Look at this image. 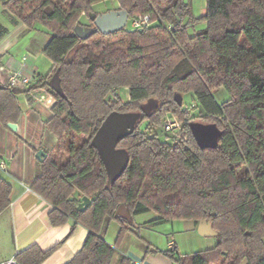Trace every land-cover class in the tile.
<instances>
[{
	"label": "trees",
	"instance_id": "1",
	"mask_svg": "<svg viewBox=\"0 0 264 264\" xmlns=\"http://www.w3.org/2000/svg\"><path fill=\"white\" fill-rule=\"evenodd\" d=\"M104 1L0 0L13 27L41 24L51 32L43 54L53 69L34 89H46L56 100L45 127L57 142L31 189L53 206V227L73 222L69 236L77 224L89 231L66 264H137L122 254L113 261L127 233L139 236L134 217L147 213L157 215L149 226L205 220L217 232L211 250L190 256L175 246L163 251L174 264H264V0H207L199 18L191 0H117L130 19L150 15L149 26L80 39L75 27H94L89 13ZM8 33L0 24V41ZM57 70L67 99L49 87ZM122 88L129 90L127 103L119 98ZM222 89L229 98L219 102L215 92ZM176 93L183 95L182 106ZM17 97L9 85L0 89L3 127L21 117ZM149 99L159 106L118 144L130 160L108 185L92 138L109 114L138 112ZM169 116L181 122L180 136L165 131ZM199 124L215 131L198 138ZM10 194L0 177V214L9 208ZM82 196L92 199L84 212L77 209ZM122 205L130 220L115 216ZM113 221L121 229L111 245L105 235ZM58 247L44 252L33 245L15 260L42 264Z\"/></svg>",
	"mask_w": 264,
	"mask_h": 264
},
{
	"label": "crops",
	"instance_id": "2",
	"mask_svg": "<svg viewBox=\"0 0 264 264\" xmlns=\"http://www.w3.org/2000/svg\"><path fill=\"white\" fill-rule=\"evenodd\" d=\"M196 12L199 13L198 10ZM0 24L9 32L0 41V83L7 86L14 73L31 79L25 88L20 89L21 93L17 97L22 112L15 124L17 129L0 124V160L5 164V170H0V177L11 186L10 206L0 214V263L15 258L33 245L39 246L44 252L59 245L42 264H66L81 250L89 231L77 224L74 233L69 236L73 222L53 227L49 219L53 206L31 189L39 164L42 163L36 158L37 152L43 150L47 154L57 142L55 135L45 127L52 117L55 103L50 107H41L35 97H44L43 88L34 89L39 79L48 77L53 69L52 61L43 54L51 40V32L41 24H37L33 30L23 24L13 27L10 14L1 5ZM156 218V214L147 213L133 219V230L139 233L148 230L150 233L143 239L134 232L127 233L113 263L122 254L137 264H174L162 253L152 235L157 226H149V222ZM191 224L189 228L183 226L182 230L192 232L199 239L216 237L202 236L198 231L199 224ZM171 227L174 231L175 222H172ZM186 240L174 236L168 242V249L175 246L179 251L183 250V246L188 244ZM109 244L114 245L111 242Z\"/></svg>",
	"mask_w": 264,
	"mask_h": 264
},
{
	"label": "water",
	"instance_id": "3",
	"mask_svg": "<svg viewBox=\"0 0 264 264\" xmlns=\"http://www.w3.org/2000/svg\"><path fill=\"white\" fill-rule=\"evenodd\" d=\"M130 13L128 10H114L107 13L96 14L94 12L89 13V19L93 21L94 27H84L77 25L74 29L75 34L82 40H86L93 34L100 32L104 35L119 32L124 30L127 26ZM140 32L143 29L139 30ZM49 87L64 99H67L62 86L60 78V70H57L51 80L49 81ZM5 88L0 83V89ZM16 94H20V89H13ZM175 101L179 106L183 104V95L176 93L174 96ZM159 106V103L155 99H149L146 103L142 104L140 111L138 112H112L103 121L102 125L92 138L91 144L96 148L98 154L104 164L108 185H111L117 180L125 171L129 164V154L126 150L118 148V144L134 133L142 120V116H150L151 113ZM9 128L16 130L15 124H9ZM199 131L198 138L210 135L215 129L211 125L199 124L196 126ZM47 157V154L43 150H39L36 154V158L43 162ZM92 204V199L87 196H82L80 203L77 206L78 211H86ZM116 217L130 220L131 215L127 211L124 205L120 206L116 213ZM199 234L202 236L217 235V232L212 228V225L205 220L199 222ZM243 264H248L245 260Z\"/></svg>",
	"mask_w": 264,
	"mask_h": 264
},
{
	"label": "rangeland",
	"instance_id": "4",
	"mask_svg": "<svg viewBox=\"0 0 264 264\" xmlns=\"http://www.w3.org/2000/svg\"><path fill=\"white\" fill-rule=\"evenodd\" d=\"M203 3H204V5H203ZM206 3H207V0H191L192 12H193V15L196 18L201 17L205 13ZM118 7H119V5H118V1L117 0H106L104 2H101V3H98V4L94 5L93 6V12L96 13V14H102V13H107V12L114 11ZM196 9L199 12L198 14L196 12L197 11ZM82 21L85 24H89V21H88L86 16L82 18ZM126 28H130V22H128ZM118 95H119L120 100L123 103H127L130 100V98H129L130 97L129 96V90L127 88L120 89L119 92H118ZM215 97L217 98V100L219 102H223V101H226L229 98V95H228V93L225 90L222 89L220 91L215 92ZM192 98H193L192 95L191 96H187L185 98V100H184L185 104H189V102L192 100ZM173 118H175V117H173ZM205 142L207 144L212 143V137L206 139ZM141 217L143 218V216H141ZM172 222H175L174 231H172V227H171ZM172 222L165 223L163 225L157 226L156 230H154V233H152V235L156 239V242H158V246L162 249V251L170 250V249H168V242L170 240H173L174 236L177 237V238L178 237L181 238V240L183 238H187L186 242L188 244L186 246H183V250H180V251L178 250L179 253L182 256H190V255H194L196 253L205 252L207 250L213 249L217 245V242H218V238L217 237L199 239L197 237H194L192 232L183 231L182 227L186 226V228H189V226L192 225L191 221L174 220ZM120 229H121V225L118 222H116V221L111 222L109 227H108V229H107V233L105 235L106 241L107 242L109 241V242L115 244ZM149 233H150V231L143 230V231H140L139 236H137V235L136 236L143 239V237L147 236ZM192 237L194 238V241H193ZM124 238H123V240H124ZM123 240H122V242H123Z\"/></svg>",
	"mask_w": 264,
	"mask_h": 264
},
{
	"label": "built area",
	"instance_id": "5",
	"mask_svg": "<svg viewBox=\"0 0 264 264\" xmlns=\"http://www.w3.org/2000/svg\"><path fill=\"white\" fill-rule=\"evenodd\" d=\"M130 22L131 30H140L144 29L145 27L149 26L151 22L150 15H140L137 18L128 20ZM127 22V24H128ZM31 82L30 78L22 76L20 73H14L10 76L8 85L12 89H23ZM44 97H35V101L41 107H50L52 103H55L54 96L48 92L46 89H43ZM182 124L177 118L168 117L164 122V129L165 131L171 133L172 135H179L181 133ZM0 170H5V164L0 160ZM0 264H18L15 258H12L6 262H2Z\"/></svg>",
	"mask_w": 264,
	"mask_h": 264
},
{
	"label": "flooded vegetation",
	"instance_id": "6",
	"mask_svg": "<svg viewBox=\"0 0 264 264\" xmlns=\"http://www.w3.org/2000/svg\"><path fill=\"white\" fill-rule=\"evenodd\" d=\"M99 15V14H98Z\"/></svg>",
	"mask_w": 264,
	"mask_h": 264
}]
</instances>
